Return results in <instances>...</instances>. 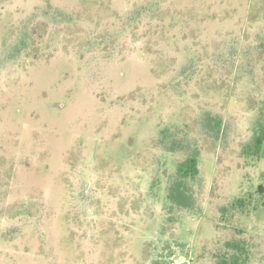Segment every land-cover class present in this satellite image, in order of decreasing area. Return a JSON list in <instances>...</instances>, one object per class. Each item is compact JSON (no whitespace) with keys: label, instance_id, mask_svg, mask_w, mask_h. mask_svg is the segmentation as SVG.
I'll list each match as a JSON object with an SVG mask.
<instances>
[{"label":"rangeland","instance_id":"1","mask_svg":"<svg viewBox=\"0 0 264 264\" xmlns=\"http://www.w3.org/2000/svg\"><path fill=\"white\" fill-rule=\"evenodd\" d=\"M167 126L210 163L193 212L166 199L185 157ZM263 128L264 0H0V264H216L242 238L264 264V210L217 211L262 204L264 159L242 150Z\"/></svg>","mask_w":264,"mask_h":264},{"label":"trees","instance_id":"2","mask_svg":"<svg viewBox=\"0 0 264 264\" xmlns=\"http://www.w3.org/2000/svg\"><path fill=\"white\" fill-rule=\"evenodd\" d=\"M52 7L49 9L52 17H57L62 14L58 9ZM27 34L19 37V42L23 44L22 41L29 37ZM18 42L17 47L21 48ZM202 131L204 134L210 136L213 140L218 141L220 139L221 132L224 128L223 118L220 115H212L210 112H206L201 120ZM158 144L165 151L178 152L183 148H187L186 158L177 164L174 172L169 174L168 186H167V201L170 203V209L177 208L179 210H191L192 212L196 210L197 198L194 187L195 182L198 181V148L194 142H198L197 139L193 138L189 130L182 127H164L158 131ZM263 135L258 134L256 137V145L263 144ZM261 188V195H263L264 202V189ZM254 197L252 194L237 198L232 206H223L221 208V216L225 220L226 225H231L234 222L235 215L238 214L237 209L241 208L247 211L252 207V210H256L259 207V203H254ZM241 231V230H239ZM246 241L232 240L226 241L223 245V250L217 253L216 264H245L248 262L249 249L246 246ZM164 260H155L153 264H164Z\"/></svg>","mask_w":264,"mask_h":264},{"label":"flooded vegetation","instance_id":"3","mask_svg":"<svg viewBox=\"0 0 264 264\" xmlns=\"http://www.w3.org/2000/svg\"><path fill=\"white\" fill-rule=\"evenodd\" d=\"M264 129V128H263ZM263 129L261 130L262 132H263ZM262 132L260 133V134H262ZM257 137V136H256ZM256 137H255V141H254V143H253V145H249V144H247L246 145V148L245 149H243L242 150V153L243 154H245L248 158H250V157H256L257 158V160H262V159H264L263 157H261L260 156V154H262L263 152H264V140H263V144L262 145H256ZM263 138H264V136H263ZM195 144H196V146H197V150H198V154H199V156H198V170H199V173H198V181H201V174H202V169L204 168H207L209 165H210V163H207L206 165V167L204 166V165H202V161H203V157H204V153H203V151H202V148H201V146L199 145V143L198 142H194ZM219 144V145H218ZM217 146L219 147V149H221L222 148V146H223V143H217ZM162 148V147H161ZM219 149H216L214 152H211L210 151V153H212V158L215 160V162L214 161H212L213 163H215L216 164V166H215V168H217V166H218V163L216 162V160H217V155H218V152H219ZM218 150V151H217ZM169 152V151H168ZM178 152H183L184 154H185V157L181 160V161H183L185 158H186V156H187V153H188V151H187V148H183V149H181L180 151H178ZM173 153V152H172ZM215 157H216V159H215ZM181 161H179V162H181ZM178 162V163H179ZM209 162V161H208ZM215 171L216 170H214V172H213V175H214V177H213V179H212V183L210 184L207 180H206V178H205V182H206V185H207V188H209V191L211 192V187L213 186V183H214V178H215ZM171 174V173H170ZM195 185H197V181L195 182ZM261 186H263V188H264V185L263 184H259V188H258V191H261ZM194 189H195V187H194ZM196 193V192H195ZM251 193H244L243 195H238V196H236V197H232V198H230V200L229 201H227L226 203H224V204H222L221 206H219L218 207V209H217V211L218 212H220L221 211V208L223 207V206H228V208H230V206H232V203L233 202H235L236 200H237V198H240V197H243V196H246V195H250ZM196 208H197V205H196ZM252 207H250V211L248 212L247 211V209H245V210H243V209H241V208H238L237 209V212H238V214L240 213V214H247L248 215V213H250V212H254V213H256V212H259V211H262V210H264V202L262 201V204L260 205L259 204V207L256 209V210H252L251 209ZM253 213V214H254ZM232 225V224H231ZM231 225H228L229 227H232ZM227 226V225H226ZM234 229H237L236 227H233ZM243 230H241V232H242ZM242 240H244V241H246L245 240V238H242Z\"/></svg>","mask_w":264,"mask_h":264},{"label":"built area","instance_id":"4","mask_svg":"<svg viewBox=\"0 0 264 264\" xmlns=\"http://www.w3.org/2000/svg\"><path fill=\"white\" fill-rule=\"evenodd\" d=\"M194 259L188 256H184L183 254L176 255V259L172 262V264H193Z\"/></svg>","mask_w":264,"mask_h":264}]
</instances>
